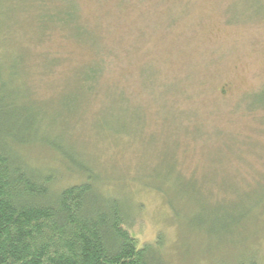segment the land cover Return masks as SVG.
<instances>
[{"label": "rangeland", "instance_id": "374dc122", "mask_svg": "<svg viewBox=\"0 0 264 264\" xmlns=\"http://www.w3.org/2000/svg\"><path fill=\"white\" fill-rule=\"evenodd\" d=\"M1 93L96 168L140 246L163 237L168 264H264V0H1ZM25 154L62 169L47 147ZM242 208L228 232L216 222Z\"/></svg>", "mask_w": 264, "mask_h": 264}, {"label": "trees", "instance_id": "16d2710c", "mask_svg": "<svg viewBox=\"0 0 264 264\" xmlns=\"http://www.w3.org/2000/svg\"><path fill=\"white\" fill-rule=\"evenodd\" d=\"M40 7L43 11L46 3ZM63 23L68 38L83 39L82 29L76 28V35L69 29L72 14ZM94 65L81 85L91 93L103 77V67ZM26 103L21 94L14 102L0 94V264H168L163 237L140 246L128 226L127 204L101 188L96 168L37 136L38 115ZM39 145L61 158V170L32 165L25 152ZM63 171L70 180L63 179ZM150 188L165 194L160 187ZM251 213L242 208L239 215L226 214L216 222L228 232ZM240 264L258 263L252 257Z\"/></svg>", "mask_w": 264, "mask_h": 264}]
</instances>
